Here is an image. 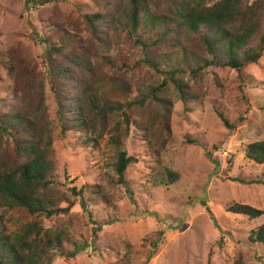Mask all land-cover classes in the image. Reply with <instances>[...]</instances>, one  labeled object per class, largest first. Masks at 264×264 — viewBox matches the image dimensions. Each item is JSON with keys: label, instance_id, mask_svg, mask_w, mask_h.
Masks as SVG:
<instances>
[{"label": "rangeland", "instance_id": "obj_1", "mask_svg": "<svg viewBox=\"0 0 264 264\" xmlns=\"http://www.w3.org/2000/svg\"><path fill=\"white\" fill-rule=\"evenodd\" d=\"M39 1L0 0V117L23 105L32 112L38 110L37 116L48 122L53 134L55 178L65 190L93 186L108 201L99 193L88 198L85 192L84 207L76 201L67 214L35 219L46 228L67 225L74 240L87 245L74 258L55 257L52 264H234L239 258L245 264H264V246L248 240L250 231L264 223V184L240 182H264V164H256L244 154L248 144L264 140V53L257 63L242 70L241 91L237 73L219 68L207 69L198 81L186 78L200 95L196 100L183 103L170 87L163 96L169 100V131L160 124L154 127L158 145H162L161 140L165 142L158 154L142 140V132L131 128L124 144L127 153L137 159L125 172L133 203L123 186L112 183L115 178L109 163L113 156L106 139L98 149L86 148L78 132L62 134L59 127L51 68L68 72L73 80L70 82L75 83L79 76L76 53L87 48L64 44V51L52 55L48 63L43 43L48 39L59 41L55 30L66 27L81 46L88 44L90 35L83 28V16L108 15L120 0ZM155 1L161 10L164 0ZM124 38L112 45L114 68H99L101 78L97 83L105 95L120 103L133 99L138 86L160 80L136 64L139 50ZM95 45L94 41L91 46ZM87 50L93 64L97 60L93 49ZM101 54L107 55L104 51ZM118 79H128V97L111 89V81ZM80 89L78 84L70 91L76 95ZM149 107L153 108L154 102ZM216 109L229 123L236 124L233 130L223 126ZM189 140L197 143L190 144ZM0 157L16 164L23 161L13 154L12 139L6 136H0ZM164 169L177 172L179 180L168 187L152 186V175ZM231 204L254 207L263 215L249 220L227 212ZM9 217L8 231H16L32 220L14 209ZM127 244L132 249L123 260Z\"/></svg>", "mask_w": 264, "mask_h": 264}, {"label": "trees", "instance_id": "obj_2", "mask_svg": "<svg viewBox=\"0 0 264 264\" xmlns=\"http://www.w3.org/2000/svg\"><path fill=\"white\" fill-rule=\"evenodd\" d=\"M27 2L35 4V0ZM46 2L40 0L39 4ZM163 5L159 10L155 0H120L108 15L103 12L84 15L83 28L90 35L89 45L85 44L88 47L84 43L81 46L82 42L69 35L66 27L55 30L59 41H43L48 63L52 55L64 51V44L93 49L97 59L93 64L87 49L77 51L79 76L75 83L70 82L73 80L69 79L68 72L51 68L54 71L49 77L59 127L62 134L72 130L78 132L86 148L98 149L106 139L113 156L109 163L115 178L112 183L123 186L133 203L125 172L137 159L127 153L124 144L131 128L142 132V140L158 154L165 142L161 140L162 145H158L160 140H155L154 127L160 124L167 133L169 131L166 106L169 100L163 96L170 87L183 103L196 100L200 95L186 78L198 81L207 69L219 68L237 73L241 91L242 70L257 63L264 53V0H216L210 5L206 0H164ZM121 37L130 40L139 50L136 64L160 77L159 82L138 86L137 95L127 103L111 99L102 92L100 85L97 86L101 78L99 68H114L112 45L119 43ZM102 51L107 55L101 54ZM78 84L81 89L73 95L70 89H77ZM110 85L122 96H129L128 79L114 80ZM152 102L154 107L150 108ZM37 111L32 112L29 106L23 105L10 115L0 117V136L11 138L13 154L23 159L16 164L0 157V264H52L55 257L74 258L87 245L74 240L70 227L55 224L46 228L35 219L67 214L76 201L84 207L85 192L91 199L99 193V197L108 202L106 195L94 190L93 186L81 187L78 191L75 187L65 190L55 178L53 134L48 122L37 116ZM216 114L227 130L235 128L236 124L229 123L217 109ZM187 142L197 143L195 140ZM244 154L256 164H264V140L248 144ZM207 155L210 157V153ZM178 180L179 174L169 169L157 171L151 178L155 187H168ZM240 182L264 184L260 179ZM12 209L31 216L32 220L16 231H8ZM227 212L249 220L263 215L259 209L239 204L229 205ZM161 234L159 231L158 235ZM248 240L264 246V223L250 231ZM131 249L127 244L123 260ZM234 264L245 263L239 258Z\"/></svg>", "mask_w": 264, "mask_h": 264}]
</instances>
